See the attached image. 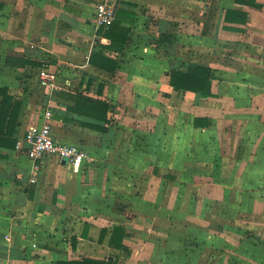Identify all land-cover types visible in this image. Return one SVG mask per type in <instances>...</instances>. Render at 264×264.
<instances>
[{
	"label": "crops",
	"instance_id": "1",
	"mask_svg": "<svg viewBox=\"0 0 264 264\" xmlns=\"http://www.w3.org/2000/svg\"><path fill=\"white\" fill-rule=\"evenodd\" d=\"M98 1L0 0V88L20 103L17 144L0 145V264H264V0H117V42ZM195 64L209 95L170 83ZM48 106L56 138L89 153L80 167L27 154Z\"/></svg>",
	"mask_w": 264,
	"mask_h": 264
},
{
	"label": "trees",
	"instance_id": "2",
	"mask_svg": "<svg viewBox=\"0 0 264 264\" xmlns=\"http://www.w3.org/2000/svg\"><path fill=\"white\" fill-rule=\"evenodd\" d=\"M238 2L254 5L255 0H237ZM226 19L245 22L247 19V12L239 10H227ZM110 29L106 32L111 36L114 42H117V38L113 34L114 23L109 26ZM108 27V28H109ZM118 40H127V30L119 32ZM114 46V45H112ZM115 47V46H114ZM92 62L95 64H101V66L107 70H115L117 61L108 56H105L99 52H95L92 55ZM210 70L206 65L195 64L189 67L186 72L181 70H173L170 74V83L172 86L179 90H191L203 95L211 94L210 91ZM0 94H3V99L0 105V132L3 131L5 121H9V130L6 134L0 133V145L7 147H14L17 144V140L13 137V130L17 124L18 109L20 103H16L13 108L10 107L12 96L8 93L6 88H0ZM75 110L83 115H88L99 120L109 122L108 112L113 110L112 106L101 99H93L91 97H78ZM12 126V129H11ZM11 129V130H10ZM105 230L102 231L101 238H103ZM125 236V228L122 226H115L111 235L110 244L112 246L122 248L123 239ZM105 263L104 261H95L91 258H85L84 263Z\"/></svg>",
	"mask_w": 264,
	"mask_h": 264
},
{
	"label": "built area",
	"instance_id": "3",
	"mask_svg": "<svg viewBox=\"0 0 264 264\" xmlns=\"http://www.w3.org/2000/svg\"><path fill=\"white\" fill-rule=\"evenodd\" d=\"M117 0H99L95 9V22L98 27L106 28L112 25L115 19ZM45 85H50L53 76L42 72ZM44 119L41 124L32 125L25 134L27 154L34 160L44 161L56 157L58 161L65 160L66 164L80 167L91 157L89 153L76 145L65 144L54 135L52 127V109L48 106L44 110Z\"/></svg>",
	"mask_w": 264,
	"mask_h": 264
},
{
	"label": "water",
	"instance_id": "4",
	"mask_svg": "<svg viewBox=\"0 0 264 264\" xmlns=\"http://www.w3.org/2000/svg\"><path fill=\"white\" fill-rule=\"evenodd\" d=\"M63 162H65V160H63Z\"/></svg>",
	"mask_w": 264,
	"mask_h": 264
}]
</instances>
